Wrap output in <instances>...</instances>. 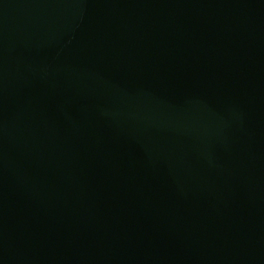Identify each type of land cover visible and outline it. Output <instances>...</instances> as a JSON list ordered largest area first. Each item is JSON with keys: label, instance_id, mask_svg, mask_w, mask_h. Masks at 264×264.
<instances>
[{"label": "water", "instance_id": "obj_1", "mask_svg": "<svg viewBox=\"0 0 264 264\" xmlns=\"http://www.w3.org/2000/svg\"><path fill=\"white\" fill-rule=\"evenodd\" d=\"M0 264H264V0H0Z\"/></svg>", "mask_w": 264, "mask_h": 264}]
</instances>
